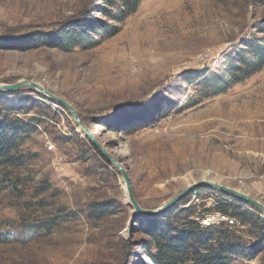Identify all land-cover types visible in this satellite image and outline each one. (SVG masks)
I'll return each mask as SVG.
<instances>
[{
  "label": "rangeland",
  "instance_id": "obj_1",
  "mask_svg": "<svg viewBox=\"0 0 264 264\" xmlns=\"http://www.w3.org/2000/svg\"><path fill=\"white\" fill-rule=\"evenodd\" d=\"M101 9L110 8L102 0H0V84L31 81L70 104L127 172L141 208L157 210L199 182L264 206V69L206 99L210 82L191 80L222 71L264 19V0H143L121 23ZM69 21L103 26L101 37L91 34L99 43L60 50L38 40ZM7 93L0 92L1 115L13 109L38 124L18 150L24 166L0 177V264H151L144 221L208 190L193 208L197 217L216 223L227 215L246 248L257 245L236 216L208 209L225 196L264 216L213 188L160 215L135 214L116 167L64 107L31 88ZM260 251L231 264H264Z\"/></svg>",
  "mask_w": 264,
  "mask_h": 264
},
{
  "label": "trees",
  "instance_id": "obj_2",
  "mask_svg": "<svg viewBox=\"0 0 264 264\" xmlns=\"http://www.w3.org/2000/svg\"><path fill=\"white\" fill-rule=\"evenodd\" d=\"M102 1L110 9L108 11L101 9V11L106 16L110 15L116 23H121L136 13L143 0ZM256 27L254 34L243 41L237 51L228 56L222 71L212 74V79L206 80L204 77L208 78V75H203L205 72L193 74L192 79L188 75L190 76L188 81L203 78L205 83L210 82L205 88L206 95H203V99L225 92L264 69V19ZM102 30L103 26L95 22L69 21L61 26L54 37L39 36L38 40H42L43 44L51 42V45L60 50H68L73 46L91 48L99 43V39L91 34L101 37ZM6 94L13 93L6 92ZM1 113L2 111H0V177L6 178L7 168L24 166V157L18 150L38 121L33 119L31 122H25L14 115L13 109H10L6 115ZM135 125L136 123H127L124 129ZM233 198L236 202L245 203ZM181 202L184 203V200L182 199ZM212 210L223 214L230 213V216L234 215L238 218L240 226L247 225L249 230L255 231L254 237L258 240L254 249L251 251L246 248L245 241L240 236H236L235 228L201 227L194 219L197 213L193 208L181 209L177 206L162 217L144 221L148 226L142 227L141 230L149 236V243L152 245V248L146 245L147 249L149 247L151 249L146 252L151 264H231L238 259L256 258L260 250L264 249V220L259 219L257 215H254L255 218L240 204H230L225 196L216 199L213 209H208V211ZM94 212L95 216L102 214L100 210ZM55 222L56 220L52 219L48 226L41 225L40 231H49L56 224Z\"/></svg>",
  "mask_w": 264,
  "mask_h": 264
},
{
  "label": "water",
  "instance_id": "obj_3",
  "mask_svg": "<svg viewBox=\"0 0 264 264\" xmlns=\"http://www.w3.org/2000/svg\"><path fill=\"white\" fill-rule=\"evenodd\" d=\"M25 88H31V89L35 90V92L40 93L43 97H45V98L51 100L52 102L64 107L70 113V115L72 116L74 121L79 125V127L84 132L86 137H88L92 146L95 149H97V151H99V153L102 155V157L104 159H106L107 161H109L111 164H113L116 167L118 173L124 179L125 189H126V192L128 195V200H129V203L132 206L135 214H144V215H149V216L160 215L161 213L172 209L177 203H180V201L182 199H184L185 197H187V195L190 194L192 191H194L196 189H200L202 187H206V188L208 187V188H213L215 190H219L220 192H223L227 195H231V196L253 206L257 211H259V213H261L264 216V206L260 202L252 199L250 196L243 194V193L239 192L238 190H234V189L227 188V187H224L221 185H216V184L207 183V182H199V183H196V184L186 188L181 193L177 194L172 199H170L165 205L158 208L157 210H147V209L141 208L139 206V204L137 203L134 195H133V192L131 189V184L129 181V177L127 176L125 170L119 165V163L117 161H115V159L105 150V148L99 142H97V140L94 138L92 132L79 119L76 111L74 110V108L70 104H68L65 100L51 94L50 92L45 90L40 85L33 83L31 81L24 80L21 82H15L13 84H0V91H2V92L19 91V90H22Z\"/></svg>",
  "mask_w": 264,
  "mask_h": 264
},
{
  "label": "built area",
  "instance_id": "obj_4",
  "mask_svg": "<svg viewBox=\"0 0 264 264\" xmlns=\"http://www.w3.org/2000/svg\"><path fill=\"white\" fill-rule=\"evenodd\" d=\"M210 189V188H209ZM208 190V189H207ZM208 191H210V190H208ZM208 191H201V192H195L194 193V195H193V199L195 198V200H194V202L193 201H190V203L191 202H193V203H191V204H193V205H191L190 203H188V204H190V205H183L182 207H183V209H188V208H195V206H198L199 205V199L201 198V195H203V194H206ZM206 198V197H205ZM212 200H214V199H212ZM216 200V199H215ZM197 203V204H196ZM190 206H192V207H190ZM198 216V215H197ZM200 218H198V217H196L195 218V221L197 222V223H199V225L201 226V227H208V226H210V225H212L211 227H219V226H221L220 224L221 223H223V224H225V223H228L229 225L228 226H232L233 225V223L232 222H234L233 220L234 219H232V218H230L229 216H227V215H222V214H218V215H216V218H217V221H216V223L214 222V221H210V220H202V218H203V214L202 215H200L199 216ZM217 224V225H216ZM234 226V225H233Z\"/></svg>",
  "mask_w": 264,
  "mask_h": 264
},
{
  "label": "bare ground",
  "instance_id": "obj_5",
  "mask_svg": "<svg viewBox=\"0 0 264 264\" xmlns=\"http://www.w3.org/2000/svg\"><path fill=\"white\" fill-rule=\"evenodd\" d=\"M125 172H126V171H125ZM126 174H127V172H126ZM121 179L124 180L122 177H121ZM123 189L126 190V189H125V181H123Z\"/></svg>",
  "mask_w": 264,
  "mask_h": 264
}]
</instances>
